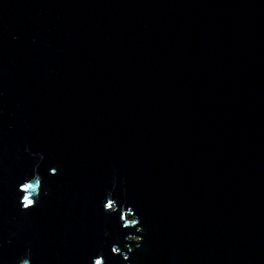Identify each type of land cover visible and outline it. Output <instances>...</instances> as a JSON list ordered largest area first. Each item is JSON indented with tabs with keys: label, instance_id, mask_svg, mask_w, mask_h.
I'll return each mask as SVG.
<instances>
[{
	"label": "water",
	"instance_id": "95a60500",
	"mask_svg": "<svg viewBox=\"0 0 264 264\" xmlns=\"http://www.w3.org/2000/svg\"><path fill=\"white\" fill-rule=\"evenodd\" d=\"M129 206L135 264H264V0H0V264H127Z\"/></svg>",
	"mask_w": 264,
	"mask_h": 264
},
{
	"label": "clouds",
	"instance_id": "9594fccd",
	"mask_svg": "<svg viewBox=\"0 0 264 264\" xmlns=\"http://www.w3.org/2000/svg\"><path fill=\"white\" fill-rule=\"evenodd\" d=\"M55 172H56V169L53 168L52 173L55 174ZM42 186H43L42 177H40L39 174L35 171H34L32 178L26 179L23 183L19 185V191H22L23 193H25L22 196L21 201H20L22 210L27 211L36 206L37 199L39 198V194H40V191L38 189L39 187H42ZM26 189H31V191H25ZM113 203L115 204L114 208L112 207ZM118 207L119 206H118L117 201L114 198H112L111 193H109L103 204L104 211L108 213H112V212H115L118 209ZM126 209L133 210L136 223L132 225V227H136L137 231L135 233H129L125 238V246L128 249L127 252H122L121 248L115 244L112 246L111 251L114 254H122L123 259L127 261V264H135V262L132 261L129 253H131L136 248H139L142 245V242L144 241L146 233H147V228L141 222L139 216L135 214L133 207L129 206ZM123 211L124 210H122L121 212V220L123 221V226L129 227V225L125 224L124 218L122 217ZM130 236L135 237V239H130L129 238ZM30 255L31 253L29 250V252L22 259L19 260V264H31ZM98 258H102L103 264H106V261L103 259V257L99 255L93 258L92 264H98ZM145 264H148V261H145Z\"/></svg>",
	"mask_w": 264,
	"mask_h": 264
}]
</instances>
